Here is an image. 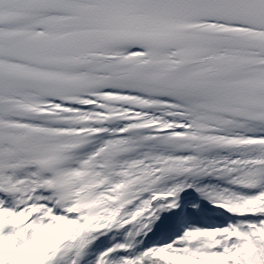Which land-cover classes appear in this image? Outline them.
I'll list each match as a JSON object with an SVG mask.
<instances>
[{
	"label": "snow or ice",
	"instance_id": "1",
	"mask_svg": "<svg viewBox=\"0 0 264 264\" xmlns=\"http://www.w3.org/2000/svg\"><path fill=\"white\" fill-rule=\"evenodd\" d=\"M0 264H264V0H0Z\"/></svg>",
	"mask_w": 264,
	"mask_h": 264
}]
</instances>
